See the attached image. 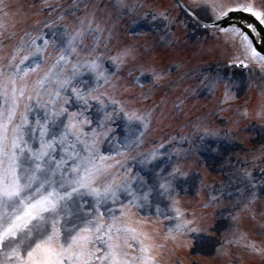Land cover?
<instances>
[{"label":"snow or ice","instance_id":"6c2138e0","mask_svg":"<svg viewBox=\"0 0 264 264\" xmlns=\"http://www.w3.org/2000/svg\"><path fill=\"white\" fill-rule=\"evenodd\" d=\"M45 8L50 18L0 56V264H161L166 246L154 226L168 221L164 239L173 242L204 227L205 214L193 212L190 219L182 208V195L208 193L188 162L206 153L220 156L213 141L223 137L197 120L193 132L152 140L149 147L154 122L171 114L166 101L152 100L166 76L145 64L136 47H110L113 27L98 3L72 0L63 7L45 0ZM113 8L119 15L132 5L115 0ZM184 10L209 28L213 17L236 9L219 0H189ZM240 10L264 23V10L252 4ZM18 14L0 0V46L16 38L10 21ZM243 46L244 58L233 64L248 69L258 61L264 71V56L246 37ZM141 77L149 91L134 93L144 88ZM200 84L209 93L222 90L225 103L242 86L220 72L201 77ZM252 115L264 119V93ZM261 173L257 178L238 169L212 188L202 208L228 212L236 222L241 213L255 219V205L264 199V168ZM117 203L119 209L110 206ZM133 209L149 215L137 219Z\"/></svg>","mask_w":264,"mask_h":264},{"label":"rangeland","instance_id":"374dc122","mask_svg":"<svg viewBox=\"0 0 264 264\" xmlns=\"http://www.w3.org/2000/svg\"><path fill=\"white\" fill-rule=\"evenodd\" d=\"M127 2L130 4V0H127ZM219 2L220 3H222V4H224V5H226V3L225 2H223L222 0H219ZM8 3H10L11 5H12V7H13V10H16V9H19V14L18 15H23V13H24V10H25V8H26V6H25V0H8ZM95 3H97V2H95ZM185 3H186V1H185ZM189 3V0L187 1V3L186 4H188ZM100 6V5H99ZM160 7V6H159ZM100 9H101V14H103L105 17H109V23H110V26H112L113 27V29H116V19H115V17H114V14H113V12L110 10V9H108V8H105V7H102V6H100ZM18 15L16 16L17 18H18ZM169 16L174 20V16H175V9L172 11V12H169ZM201 16H203V14H201ZM214 19H216V17H213V20ZM170 23H171V20H170ZM169 25V22L167 21V20H165V25L164 26H168ZM231 31H227V32H225L224 34H223V36H224V40L227 42V43H230V41L232 40V37H231ZM113 35H114V39H113V41L112 42H115V43H117V44H119L118 43V37H119V33H118V31H113ZM135 43V41H131V44L133 45ZM216 46H218V44H216V45H213V47H210V50H212V49H214V48H216ZM0 47H2V46H0ZM134 47H136V46H134ZM137 48V47H136ZM226 55H227V53H226ZM166 76V75H165ZM177 79V78H176ZM34 80V79H33ZM142 82V81H141ZM259 97H261L260 95H259ZM243 138H245L246 139V137H245V135H244V137H242V139ZM247 140V139H246ZM230 156H231V153L229 154ZM228 155V156H229ZM203 158V157H202ZM230 158V157H229ZM209 161L210 162H208L207 161V159L205 160L204 158H203V166L202 167H205L204 165H207V166H209V165H212L213 164V162H211V159H209ZM208 162V163H207ZM225 164L226 163H222V164H220L218 167L220 168V169H223L224 167H225ZM213 166V165H212ZM203 171H205L206 173H208V171H206V169H204ZM133 175H135V173H133ZM261 176V175H260ZM259 176V177H260ZM258 177V178H259ZM210 182H212V181H209V183ZM206 184V183H205ZM207 185V184H206ZM125 203H126V201H125ZM110 206H112V207H115V208H117V209H119V207H120V205H119V203H117L116 205H110ZM135 212L136 213H138L140 216H142V217H144V216H148L149 214L147 213V212H144V213H140V212H137L136 210H135ZM256 212H257V208H256ZM118 214V213H117ZM224 219H226V218H224ZM227 226V222H224V223H222L221 225H219V227H218V230H217V234L218 233H221V232H224V231H228V227H226ZM217 229V228H216ZM234 234H232V236H233ZM249 240H254V239H247L246 240V242H249ZM183 243L184 242H182V243H176V245L178 246V248H181L182 246H183ZM192 246H194V247H196L197 249H198V251H201L202 253H204V254H207V255H210V254H213L215 251H216V248H217V240L216 239H213V238H202L201 239V241L199 242H197V240H195L192 244H191ZM241 247L239 246V252L241 253V249H240ZM237 248H235V251H237L238 250Z\"/></svg>","mask_w":264,"mask_h":264}]
</instances>
